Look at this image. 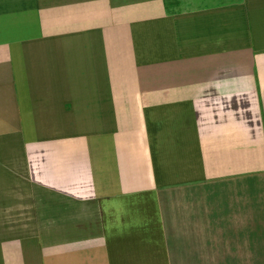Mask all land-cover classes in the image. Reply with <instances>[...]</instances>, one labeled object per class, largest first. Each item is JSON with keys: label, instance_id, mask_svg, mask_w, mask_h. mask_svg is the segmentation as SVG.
Returning <instances> with one entry per match:
<instances>
[{"label": "crops", "instance_id": "crops-1", "mask_svg": "<svg viewBox=\"0 0 264 264\" xmlns=\"http://www.w3.org/2000/svg\"><path fill=\"white\" fill-rule=\"evenodd\" d=\"M0 264H264V0H0Z\"/></svg>", "mask_w": 264, "mask_h": 264}]
</instances>
